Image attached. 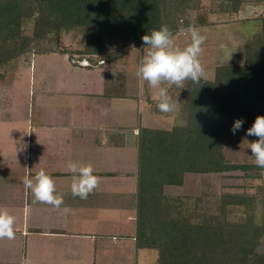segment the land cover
Wrapping results in <instances>:
<instances>
[{"label": "trees", "instance_id": "1", "mask_svg": "<svg viewBox=\"0 0 264 264\" xmlns=\"http://www.w3.org/2000/svg\"><path fill=\"white\" fill-rule=\"evenodd\" d=\"M199 0H0V72L50 38L83 36L79 54L88 65L121 57L109 52L105 39L127 41L143 48L142 37L167 24L173 32L189 25L185 10ZM264 3V0H263ZM241 0H221L238 12ZM179 21L181 24H178ZM25 26H31L27 34ZM47 51L38 50L35 54ZM51 52H58L55 46ZM61 53L66 54L61 51ZM121 53V52H120ZM99 56L100 59H93ZM241 65H217L211 80H188L186 124L170 130L142 128L138 145L136 241L139 248L156 250L157 264H264L258 252L264 238V188L257 193H222L219 212L196 220L181 197L167 196L165 187H180L186 175L210 176L261 171L251 164L229 162L224 139L237 119L247 132L264 116V43L247 45ZM6 66V67H5ZM3 70V71H2ZM6 73H0L3 80ZM231 206L244 207L246 217L230 222ZM186 208V211H184ZM259 219L256 221V214Z\"/></svg>", "mask_w": 264, "mask_h": 264}, {"label": "crops", "instance_id": "2", "mask_svg": "<svg viewBox=\"0 0 264 264\" xmlns=\"http://www.w3.org/2000/svg\"><path fill=\"white\" fill-rule=\"evenodd\" d=\"M135 49L142 57L144 47ZM50 53L70 62L69 80L50 83L48 73L35 82L31 60L23 73L29 89L21 108L13 107L7 93L19 78L13 74L8 84V77L0 80L6 83L0 85V208L16 217L15 238H0V264H157V251L139 248L136 241L139 131L184 126L187 98L169 87L177 107L161 112L158 89L142 84L134 73L130 85V50L90 66L84 63L88 57ZM69 161L91 162L102 178L87 199L72 194ZM41 168L63 194L59 208L34 202L24 188V177H34Z\"/></svg>", "mask_w": 264, "mask_h": 264}, {"label": "rangeland", "instance_id": "3", "mask_svg": "<svg viewBox=\"0 0 264 264\" xmlns=\"http://www.w3.org/2000/svg\"><path fill=\"white\" fill-rule=\"evenodd\" d=\"M185 20L190 23H196L198 19L208 21L206 26H197L202 30V34L206 35L207 39L202 45L203 52L201 60L205 68V79L211 80L214 77V67L217 65H241L244 63L245 48L249 44L255 43L257 40L262 39L264 43V3L263 0H241L238 12H231L226 7L221 6V0H199L198 3H193L185 10ZM178 24H181L179 21ZM27 34H31L32 27L25 26ZM83 36L79 33L73 37L72 34L62 36L61 39L55 44L50 38L39 44L34 48V52L27 53L18 58L17 61L5 66V77H12L16 74L14 80L19 78V81H14L9 85L10 94L13 107L21 108L23 100L27 94L28 76L23 74L27 72L26 67L32 62V68L36 80H41L49 73L48 81L50 83L59 82L63 78L69 80L67 72L70 69V62L64 58V55L50 53L55 46L59 52H65L68 57L72 59L87 58L79 54L83 48ZM106 47L109 52L117 51L118 54L123 55L127 50H130L128 57V65L126 72L129 77L134 73L136 76L139 62L142 59L141 51L133 49V46L127 41H112L105 39ZM190 43V35L185 34L179 36L176 40L177 46L183 48ZM136 48V47H135ZM38 50L47 51L45 55L39 56L35 54ZM121 52V53H120ZM93 59L99 60V56H94ZM125 59V57L123 58ZM126 61V60H125ZM1 71V70H0ZM62 71V72H59ZM0 72V73H3ZM17 73H21L19 75ZM30 72H28L29 74ZM10 78L7 84L10 82ZM132 77H130V85H132ZM120 84H123L122 79ZM188 83V81H186ZM185 82V83H186ZM147 82H144V84ZM4 81L0 85H5ZM121 87V86H118ZM178 88V87H177ZM183 88H187L183 90ZM183 88H178L182 92V98L188 100V85L184 84ZM1 89V87H0ZM179 92V90H178ZM28 99V98H26ZM2 103V102H1ZM4 103V101H3ZM14 110L12 111V115ZM26 120V118L24 119ZM4 127L0 125V131ZM4 132V131H3ZM255 136H248L247 132H229L225 138V157L229 162L236 164H253L254 158L252 157L249 143L257 140ZM249 142V143H248ZM226 158V159H227ZM233 176H195L186 175L183 185L180 187H165L164 193L167 196L181 197L189 207V211L193 212L195 220L200 217H210L219 212L218 197L222 193L229 194H243V193H257L259 189L264 188V173L262 171H252L249 173L233 172ZM229 177V178H228ZM186 211V208L185 210ZM246 212L244 207L231 206L228 212V220L230 222H241L245 219ZM259 213L256 214V221L259 219ZM258 252H264V238L261 241Z\"/></svg>", "mask_w": 264, "mask_h": 264}, {"label": "clouds", "instance_id": "4", "mask_svg": "<svg viewBox=\"0 0 264 264\" xmlns=\"http://www.w3.org/2000/svg\"><path fill=\"white\" fill-rule=\"evenodd\" d=\"M189 34L190 43L181 48L176 40L179 36ZM207 37L195 25L180 27L173 32L167 24H162L158 30L142 37L143 57L139 62L136 75L142 84L147 82L152 89H158L160 103L158 108L163 113L176 109L177 104L168 93L171 86L183 88L185 81L199 84L205 77V68L201 60L202 45ZM135 49V47L133 46ZM244 120L237 119L231 129L233 134L242 128ZM248 136L258 139L249 143L255 164L264 169V116H258L247 131ZM67 169L73 173L71 191L74 197L87 199L99 186L102 178L96 174L91 162L82 163L69 161ZM25 190H30L34 202H41L59 208L64 203L63 194L57 192L54 178L41 168L34 177L25 176ZM67 212L68 209H65ZM16 217L7 208H0V238H15Z\"/></svg>", "mask_w": 264, "mask_h": 264}, {"label": "built area", "instance_id": "5", "mask_svg": "<svg viewBox=\"0 0 264 264\" xmlns=\"http://www.w3.org/2000/svg\"><path fill=\"white\" fill-rule=\"evenodd\" d=\"M85 63V65H88V63L87 62H84Z\"/></svg>", "mask_w": 264, "mask_h": 264}]
</instances>
